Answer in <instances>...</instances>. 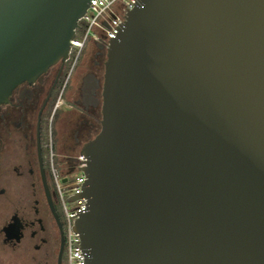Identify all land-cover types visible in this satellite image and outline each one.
<instances>
[{
	"label": "water",
	"instance_id": "water-1",
	"mask_svg": "<svg viewBox=\"0 0 264 264\" xmlns=\"http://www.w3.org/2000/svg\"><path fill=\"white\" fill-rule=\"evenodd\" d=\"M90 0H0V103L65 61ZM80 153L87 264H264V0H138Z\"/></svg>",
	"mask_w": 264,
	"mask_h": 264
},
{
	"label": "flooded vegetation",
	"instance_id": "flooded-vegetation-1",
	"mask_svg": "<svg viewBox=\"0 0 264 264\" xmlns=\"http://www.w3.org/2000/svg\"><path fill=\"white\" fill-rule=\"evenodd\" d=\"M106 43L88 42L0 103V264H65L49 161L70 163L101 127Z\"/></svg>",
	"mask_w": 264,
	"mask_h": 264
},
{
	"label": "built area",
	"instance_id": "built-area-1",
	"mask_svg": "<svg viewBox=\"0 0 264 264\" xmlns=\"http://www.w3.org/2000/svg\"><path fill=\"white\" fill-rule=\"evenodd\" d=\"M138 0H90L85 13L79 19L80 27L76 35L70 40L69 54L72 55V64L68 70V78L72 67L88 42H101L108 46L114 39L125 21L127 12L132 9ZM86 166V157L78 152L65 171L56 166L50 157L49 174L58 203L65 216L64 255L65 264H87L85 253L80 247L79 234L74 230L77 216L86 209L84 197L70 201L68 198L82 190L85 175L81 170ZM77 172L74 178L69 179V174Z\"/></svg>",
	"mask_w": 264,
	"mask_h": 264
},
{
	"label": "rangeland",
	"instance_id": "rangeland-1",
	"mask_svg": "<svg viewBox=\"0 0 264 264\" xmlns=\"http://www.w3.org/2000/svg\"><path fill=\"white\" fill-rule=\"evenodd\" d=\"M66 165H67V163L59 164V167H60L63 171H65V167H66ZM75 175H77V172L70 173V174H69V179L71 180L72 178L75 177ZM52 187H53V185H52Z\"/></svg>",
	"mask_w": 264,
	"mask_h": 264
},
{
	"label": "trees",
	"instance_id": "trees-1",
	"mask_svg": "<svg viewBox=\"0 0 264 264\" xmlns=\"http://www.w3.org/2000/svg\"><path fill=\"white\" fill-rule=\"evenodd\" d=\"M58 205H59L60 211H61V213H62L63 223H64V229H65V216H64V213H63V211H62L61 206H60L59 203H58Z\"/></svg>",
	"mask_w": 264,
	"mask_h": 264
}]
</instances>
